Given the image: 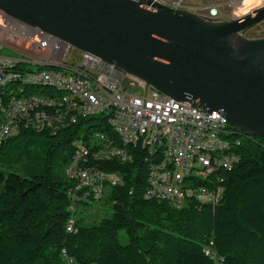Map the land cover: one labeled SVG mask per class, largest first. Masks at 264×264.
Listing matches in <instances>:
<instances>
[{
    "label": "trees",
    "instance_id": "trees-1",
    "mask_svg": "<svg viewBox=\"0 0 264 264\" xmlns=\"http://www.w3.org/2000/svg\"><path fill=\"white\" fill-rule=\"evenodd\" d=\"M33 70L14 66L11 71ZM24 76L14 74L0 87V115L9 99H29V92L12 93L15 85H21L33 91L30 99L47 92V98L62 105L67 125L36 129L32 122L21 121L17 131L0 143V264H67L63 250L72 264H264V138L228 126L221 135L232 137L238 162L223 172L213 168L222 172L217 181L223 188L221 201L210 204L192 199L179 208L144 197L149 165L144 145L128 143L137 147L128 162L113 157V150L101 149L112 153L101 159L89 155L86 164L117 174L119 181L108 183L106 202L111 215L84 223L71 210L68 191L75 180L64 178L54 165L59 161L69 166L75 142L90 151L96 149L93 134H108L114 146L127 144L111 125L110 114L87 116L72 124L75 110L63 101L66 91L28 83ZM36 113L45 123L58 121V114L46 106L36 107ZM97 117V128L89 126L79 138L82 124ZM157 154L162 153L148 149V159H156ZM211 178L212 172L206 177L188 175L183 182ZM91 197L95 196L91 193ZM88 200H79L77 208ZM72 214L74 231L68 232L66 223Z\"/></svg>",
    "mask_w": 264,
    "mask_h": 264
},
{
    "label": "built area",
    "instance_id": "built-area-1",
    "mask_svg": "<svg viewBox=\"0 0 264 264\" xmlns=\"http://www.w3.org/2000/svg\"><path fill=\"white\" fill-rule=\"evenodd\" d=\"M165 6V1H173L174 10L186 11L197 15L207 22L219 23L242 18L248 9L241 12L244 0H152ZM264 3V0H259ZM6 48L19 57L0 55L2 59H12L17 62L43 61V59H58L59 64L78 66L82 75H65V71L46 70L35 72H8L7 74L25 73L29 76H52L63 82L75 84L76 92L86 97V106L72 103L75 114L72 124L86 119L94 113L113 110V118L120 120L127 134V145L114 146L108 134H93L97 148L75 142V151L68 165H73L76 181H72L68 191L72 202L71 210L76 211L77 202L81 199L99 200L104 192V184L114 185L119 181L115 173H106L86 164L88 156L101 159V149L113 150V157L121 162L132 161L137 147H128V138L137 137L138 144H146L144 160L149 162L146 176L144 197L157 201H166L179 208L187 200L217 204L223 197V188L217 183L223 171L233 167L238 162V155L233 151L232 137L216 135V128H228L225 118L218 111H210L206 107L194 105L187 100L175 103L171 97L159 91L148 88V84L134 77L127 78V73L106 63L101 58L78 50L64 40L53 36L37 26L29 25L14 17L12 21L2 20L0 9V50ZM0 74V85L1 83ZM29 92V101L15 103L9 99L5 102L4 113L0 122V143L3 138L12 136L17 131L18 124L32 122V128L55 127L63 124L62 105L53 103L47 98V92H42L39 100H30L33 91L23 90L21 85H15L12 93ZM46 106L52 113L58 114L56 123L43 122L36 114V107ZM206 144H221L222 153L196 154V147ZM154 146L166 147V154H157L156 159H148V148ZM90 148V149H89ZM109 157V158H113ZM213 165H222V172H213ZM197 169L198 172L212 171L211 180L204 182L184 181L183 185H175L177 170ZM89 183H96L99 197H91ZM108 184V185H109ZM74 215L66 223V231H74ZM67 264L72 259L65 251Z\"/></svg>",
    "mask_w": 264,
    "mask_h": 264
},
{
    "label": "water",
    "instance_id": "water-1",
    "mask_svg": "<svg viewBox=\"0 0 264 264\" xmlns=\"http://www.w3.org/2000/svg\"><path fill=\"white\" fill-rule=\"evenodd\" d=\"M0 9L264 138V37L241 35L264 21V5L219 23L152 0H0Z\"/></svg>",
    "mask_w": 264,
    "mask_h": 264
},
{
    "label": "bare ground",
    "instance_id": "bare-ground-1",
    "mask_svg": "<svg viewBox=\"0 0 264 264\" xmlns=\"http://www.w3.org/2000/svg\"><path fill=\"white\" fill-rule=\"evenodd\" d=\"M257 2L258 0H244L242 7H241V12H244V9H247V8L250 9L251 6L253 4H256ZM165 6L174 10L173 1H165ZM1 14H2V20L4 21L14 20L13 16L7 14L2 9H1ZM26 64L34 67V70L29 71V72L59 70V71H65V75H70V76L82 75V68H79L78 66H70V68H66V64H59L58 59H43V61H32V62H17V61H12V59H2V66H0V74H6V75H1L2 84L0 85V87L4 86V83L13 77L14 74H7V73L12 72L11 70L14 66H25ZM24 78L26 79L28 83L47 84L48 86H54L58 89H62L66 91L67 96L63 98V101L67 104L68 108H72L73 110H75V107L72 106V103L79 104V106H86V97L83 95H79V93L76 92L75 84L71 82H63L62 79H56L52 76L25 75ZM127 78H134V76L127 73ZM148 88H152V87L148 85ZM41 98L42 96L35 95V97H32L30 100H39ZM12 100L15 101V103H25L29 101V99L18 100L16 98H12ZM172 100H174L175 103H183V100H178L175 98H172ZM103 113H108L111 115V125L113 126L114 130L118 134L122 143L127 144L126 131H124V127L120 125V120L113 118V110H104L101 113H94V114H91L90 116L100 115ZM225 131H226V128H216V135L222 136L221 134L224 133ZM128 143L137 144V137L128 138ZM141 145H144L146 147V144H141ZM148 149L149 151L159 150L162 154H166V147H163V146H154ZM112 152L101 151V155H108L109 153H112ZM204 152L209 153V154L222 153V145L221 144H206L204 145V147H196V154H204ZM215 167L222 168V165H213V168ZM66 172H73V165H69L66 168ZM210 172L212 171H205L203 172V174H201V172H198L197 169L177 170V172H175V185H182L183 178L188 175H193L197 177H206L207 174ZM66 175L76 181V174L66 173ZM89 191H91V193L95 197H99V189H96V183H89Z\"/></svg>",
    "mask_w": 264,
    "mask_h": 264
},
{
    "label": "rangeland",
    "instance_id": "rangeland-1",
    "mask_svg": "<svg viewBox=\"0 0 264 264\" xmlns=\"http://www.w3.org/2000/svg\"><path fill=\"white\" fill-rule=\"evenodd\" d=\"M262 5H264V3L258 0V2L256 4H253L250 9L247 8V9H244V11L249 9L251 12H253L256 8ZM246 14H249V13H246ZM241 35L244 39H255V38L264 37V28H263L262 23L249 27L245 32L241 33ZM0 55L19 57L16 53L6 48H3L0 50ZM24 67L34 68L33 66L27 65V64ZM24 96L25 95H20V97H24ZM99 120L100 118L97 117V119L90 120L88 122L83 123L78 133L79 138H81V136L86 134V131L89 126L96 125L95 127L92 128V129H96L99 124ZM66 167H67V164L60 165V162L58 161L54 165V170H59L60 172H62V176L64 178H67ZM108 189H109V185L105 183L104 192H103L101 200L99 201L88 200V202L86 203L80 202L78 205V208L76 209L75 216L83 217L84 223L98 221L102 217H109L111 215V209L109 207V203L106 202V194H107ZM118 235H119L120 240L124 241L122 230L119 231Z\"/></svg>",
    "mask_w": 264,
    "mask_h": 264
}]
</instances>
